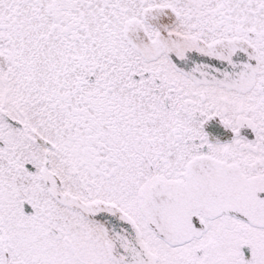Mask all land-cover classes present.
Returning a JSON list of instances; mask_svg holds the SVG:
<instances>
[{
  "label": "snow or ice",
  "instance_id": "1",
  "mask_svg": "<svg viewBox=\"0 0 264 264\" xmlns=\"http://www.w3.org/2000/svg\"><path fill=\"white\" fill-rule=\"evenodd\" d=\"M0 264H264V0H0Z\"/></svg>",
  "mask_w": 264,
  "mask_h": 264
}]
</instances>
